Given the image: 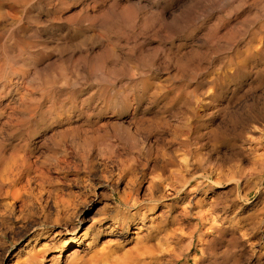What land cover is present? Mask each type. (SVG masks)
Instances as JSON below:
<instances>
[{"label":"rangeland","instance_id":"1","mask_svg":"<svg viewBox=\"0 0 264 264\" xmlns=\"http://www.w3.org/2000/svg\"><path fill=\"white\" fill-rule=\"evenodd\" d=\"M46 1L39 0L32 9L46 25L41 40L47 47L68 30L64 23L67 16L78 13L84 4L100 3L92 14L106 11L111 4V0H65L63 4L53 0L46 6ZM192 1L145 0L146 10L155 4L166 12L147 28L142 26L145 8L140 7L135 12L138 23L130 31L119 24L99 27L98 23L78 22V28L68 33L70 44H90L95 39L88 37L96 32L117 46L126 45L129 52L118 49L119 61L129 60L134 65L145 57L131 76L117 75L119 83L128 86L122 89V96L116 94L110 110L86 116L68 100L63 106H45L21 118L7 112L5 98L0 95V174L21 173L15 182L5 180L2 189L1 204L15 201V206L9 212L2 209L0 264H68L73 247L61 252L54 248L59 237L54 233L65 223H54L53 218L66 216L64 221L73 227L75 216L85 217L74 228L78 240L85 236L91 241L96 230V224L90 225L91 218L108 221L114 189H123L133 174L140 178L144 163L168 150L179 161L187 159L190 172L203 173L195 181L207 184L203 187L208 191L209 214L202 222L195 214L199 205H207H203L206 201L197 202L204 197L201 192H180L167 200L175 206L173 212L180 213L176 238L168 228L171 211L157 210L153 221L161 232L155 231L148 243L142 242L151 244L153 251L135 257L134 263L264 264V28L260 30L264 0H245L231 16L233 0H227L209 15L207 9H200L189 19L181 18ZM219 17L216 41L209 36V27ZM117 28L120 33L115 36ZM89 88L79 89L76 97L82 98ZM105 122L102 144L86 148L80 139L83 128ZM112 122L121 132L111 129ZM131 122L130 133H125L120 125ZM78 124L82 132L63 134ZM110 142L117 146L114 154L100 149ZM126 167L130 172L120 180ZM148 181L149 175L144 186ZM6 189L7 194L3 192ZM185 207L190 209L188 216H182ZM148 230L143 227L137 233L143 239ZM47 233L50 236L42 238ZM118 239L107 232L93 240L91 247L78 246L75 253L86 260L95 248ZM43 241L49 248L38 252ZM35 253L40 260L33 263Z\"/></svg>","mask_w":264,"mask_h":264},{"label":"bare ground","instance_id":"2","mask_svg":"<svg viewBox=\"0 0 264 264\" xmlns=\"http://www.w3.org/2000/svg\"><path fill=\"white\" fill-rule=\"evenodd\" d=\"M51 1L53 2V0L46 1L45 5H51ZM56 1L58 4L65 2V0ZM177 1L172 0V3ZM226 1L193 0L189 4V8L181 14V18L189 19L193 13L195 14L200 9H207L206 13L209 15L214 11V7L221 6ZM38 2L39 0H0V95L5 98V109H7V112L10 115L19 114L23 118L31 112L41 110L45 106L47 108H52L57 104L63 106L68 100L83 110L86 116H90L93 111L110 110V107L112 109L115 104L114 101L116 99L114 100V98L116 94L122 96V89L125 90L128 86L125 82L119 83L120 80L117 75L126 73L131 76L134 74V69H138V65L146 60L145 57L137 59L134 65L129 60L119 61L118 49H125L126 45L117 46L112 41H109L108 38H104L102 33H92L88 38L95 40L90 44L86 41L70 44L67 41V36L68 33L78 28V22H88L89 26L98 23L99 27L111 26V24L123 25L122 29L130 31L138 23V16L135 12L140 7L145 8V0H125L124 2L111 0L110 5L106 4L108 9L98 14L92 13H94V9L100 3H86L78 13L67 16L64 23L67 24L68 30L61 36H57L56 39L53 37L56 41L55 45L51 47H47L45 41L41 40L44 38L42 32L46 25L41 22V15L32 9ZM244 3L245 0H233L229 16L243 6ZM143 13L145 15H142V26L146 28L155 25L159 16L163 17L166 15L165 9L155 4H151L147 10L145 8ZM220 23L219 17L215 20L213 26L209 27V36L216 37V41ZM263 28L264 24L261 25L260 30L262 31ZM119 33L120 28L114 29L113 34L115 36L119 35ZM255 35L256 32L252 33L251 38L247 42L248 46L251 45ZM59 40L61 42H57ZM219 41H222L221 37H219ZM223 42L231 44L230 41L224 40ZM136 46L137 48L139 47L138 45ZM127 48L129 50V47ZM128 50L126 52H129ZM63 57H66V60H63ZM151 59L148 60L151 61ZM66 61H74V63L67 64ZM81 68L85 70L81 72ZM68 71L69 73H67ZM90 79L94 80L92 85V82L89 81ZM85 86H91L88 93L82 98H77L75 94ZM116 86H119V88H116ZM64 93L65 97L61 98ZM113 94H115L114 97H112ZM106 125L105 122L95 128L88 129L84 127L82 132L81 125L78 124L74 129H66L63 134L82 132L81 143L86 148H90L91 146L102 144L101 139L103 136L100 133L105 129ZM131 125L132 122L127 126L120 125V127L125 133H130ZM111 129L120 131L113 122ZM75 136L80 135L75 134ZM100 149L107 154H114L117 146L111 142L104 143ZM160 156L159 158L156 155L144 163L140 178L137 179L133 174L127 180L123 189H114L115 191L111 194L110 204L108 205L107 203L108 209L111 210V216L108 221L97 216L91 218L90 225L94 226L96 224V230L93 232L91 241L87 242L84 239L85 236L78 240L76 228H74L78 224L77 222H80L85 217L75 216L73 227H70L68 222L64 221L67 220L66 216L56 215L53 218L54 223L61 221L65 223V226L60 227L61 230L59 232L54 233V237L59 236L54 241L57 243L54 248L61 252L73 247V253L68 260V264L137 263L138 261L134 263L135 257L138 258L145 253L151 254L153 251L151 244L144 246L142 242L148 243L149 240L156 236L153 234L155 231L157 233L161 232L158 230L160 227L154 224L153 214L157 210L164 208H168L169 212L171 211L168 228H170L171 237L176 238V232L180 229L179 226H176L180 213H176V210L173 212L175 206L173 204L169 205L167 200H171L180 192L197 191L204 194V197L197 201L203 203L207 200L206 194L208 192L203 186L207 184L201 181L196 182L197 178L203 177V173L190 172V162L187 159L179 161L172 150H168ZM199 166L202 169L201 162H199ZM123 169L120 180L126 179V175L131 168L126 167ZM20 175L19 171H7L2 176L0 174V198L5 180L15 182ZM148 175L149 181L144 186L145 178ZM195 182L196 184L191 186ZM3 192L7 194L9 190L6 189ZM14 206L15 201L12 203L5 201L1 204L0 199V223L4 213L2 209L9 212ZM208 206H210L209 203L206 206L199 205L195 212L201 222L209 214ZM183 211L182 216H188L190 209L185 207ZM211 219L212 221L215 220L214 218ZM90 225L85 228L84 234ZM143 227L149 230L146 238L142 239L137 231L141 228L143 229ZM208 227L211 228V224ZM133 228L138 230H132ZM107 232L117 236L119 239L111 244H102L95 248L86 260H82L77 256L75 251L79 250L78 246L91 247L93 240L100 236H105ZM133 233H136L133 238L128 237ZM49 236V233L43 234L42 238ZM36 241L34 240V244ZM131 241L132 245L126 248L125 245ZM41 245L42 247L38 252L49 248L45 241ZM133 253L134 255H132ZM38 259L40 260V255L35 253L32 256L33 263Z\"/></svg>","mask_w":264,"mask_h":264}]
</instances>
